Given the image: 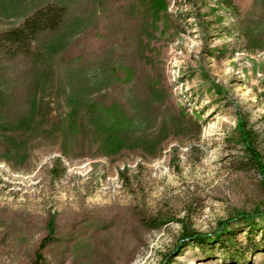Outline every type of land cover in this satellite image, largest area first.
<instances>
[{
	"label": "rangeland",
	"instance_id": "374dc122",
	"mask_svg": "<svg viewBox=\"0 0 264 264\" xmlns=\"http://www.w3.org/2000/svg\"><path fill=\"white\" fill-rule=\"evenodd\" d=\"M48 1L0 0V29ZM54 1L69 14L41 42L39 64L9 62L18 98L0 137V264H231L218 243L184 236H213L230 221L245 242L242 213L264 208V49H248L236 27L263 13L264 0H234L238 13L220 0H167L169 29L162 17L149 38L162 100L150 94L131 24L107 25L123 17L119 0ZM124 85V107L141 125L106 130L88 118L84 149L65 155L69 96ZM241 123L253 137L235 136ZM260 250L244 264H264Z\"/></svg>",
	"mask_w": 264,
	"mask_h": 264
},
{
	"label": "trees",
	"instance_id": "16d2710c",
	"mask_svg": "<svg viewBox=\"0 0 264 264\" xmlns=\"http://www.w3.org/2000/svg\"><path fill=\"white\" fill-rule=\"evenodd\" d=\"M122 18H111L107 25L112 29L119 31L121 22L128 21L131 24L132 31L129 37L137 36L138 51L144 62V67L148 73V89L150 94L157 100H162L168 95L167 89L162 85L160 76L151 69L150 59L153 57L152 48L149 43L150 36H153L159 29V19L165 17L163 21L162 32L169 29L166 28L168 21V1L167 0H119ZM220 5L225 6L229 10L238 13V8L234 0H220ZM69 14L67 4L49 0L48 2L37 6L32 12L28 13L18 24L5 29H0V137L10 135L2 129L10 126V117L8 105L12 101H17L18 87L11 79L9 73V62L17 59L35 60L39 64L41 56L38 55L41 42L56 33L64 24ZM238 27L242 32V36L247 42V48L250 50L264 49V12L254 14L248 20L246 17H238ZM127 37V36H125ZM124 38V36H123ZM126 39V38H125ZM130 41L127 39V43ZM150 72V73H149ZM117 75V71L115 73ZM130 74H126V79H131ZM216 85V84H214ZM218 86V85H217ZM216 86V87H217ZM126 85L118 88L113 94L106 91L95 98H84L83 95L72 94L69 96L71 108L67 116V132L70 144L64 147L63 153L69 155L72 151L84 149L85 147V120L91 118L96 124H99L106 130L115 129H133L141 125V121L135 115L129 114L124 107L123 100L127 95ZM218 92L221 88L218 86ZM16 103V102H15ZM38 100H34L30 105L31 112H36ZM180 113L187 122H191L187 114V110L180 108ZM23 121L19 120L21 125ZM197 125V122H194ZM235 136L239 139H247L253 137L252 130L246 128L244 123L239 124ZM7 138V137H6ZM85 138V139H84ZM72 142V143H71ZM81 144V145H80ZM79 151V152H80ZM252 162H257L256 149L249 144L247 149ZM58 169V173H59ZM242 219L247 232V240L241 242L238 240V232L230 228L228 221L224 226L220 227L213 236L209 234H201L194 230L185 233V240H194L199 244L218 243L222 248H226L231 264H244L243 258L252 252H260V247L264 243V227L256 222V218L264 220V208L256 213H242ZM243 221V220H242ZM147 224L156 228L159 222L154 220H146ZM164 220H161L163 223ZM259 228L263 229V233L259 240L256 239V232ZM51 237V236H50ZM240 241V242H239ZM48 244L44 240L41 248H45Z\"/></svg>",
	"mask_w": 264,
	"mask_h": 264
}]
</instances>
